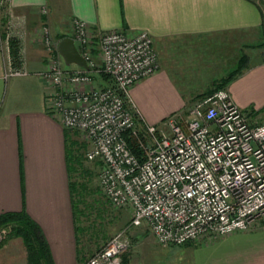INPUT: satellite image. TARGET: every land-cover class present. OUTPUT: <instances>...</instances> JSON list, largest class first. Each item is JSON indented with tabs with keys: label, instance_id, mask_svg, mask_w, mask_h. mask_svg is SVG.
<instances>
[{
	"label": "built area",
	"instance_id": "1",
	"mask_svg": "<svg viewBox=\"0 0 264 264\" xmlns=\"http://www.w3.org/2000/svg\"><path fill=\"white\" fill-rule=\"evenodd\" d=\"M14 18L8 14L3 26L7 52ZM65 37L74 40L88 69H64L57 41L43 26L47 66L39 76L50 89L48 109L85 144L83 161L96 165L107 204L130 213L129 223L79 264H119L130 247V228L145 227L162 246H181L264 223V121H252L226 88H217L193 102L184 122L174 115L159 126L139 124L129 93L157 71L151 35L94 30L73 17ZM19 55L18 67L7 56L8 74H27ZM101 73L107 81L97 77Z\"/></svg>",
	"mask_w": 264,
	"mask_h": 264
},
{
	"label": "crops",
	"instance_id": "2",
	"mask_svg": "<svg viewBox=\"0 0 264 264\" xmlns=\"http://www.w3.org/2000/svg\"><path fill=\"white\" fill-rule=\"evenodd\" d=\"M6 8L15 16L11 38L17 40L27 74H8L11 48L9 44L7 52L2 45L8 17L4 20L1 11L0 214L24 211L41 229L54 264H78L67 160V139L76 141V136L48 109L50 89L39 76L47 66L40 42L42 27L58 41L68 35L69 21L75 17L94 30L146 31L162 48L192 40H221L228 45L264 37V0H8ZM238 50L250 62L228 90L242 109H257L264 105V60L255 52ZM138 87L150 95L169 89L171 99L182 105L168 71L161 66L131 87L134 103ZM18 244L11 239L0 250ZM181 248L170 245L162 251L172 252L173 264H264V223Z\"/></svg>",
	"mask_w": 264,
	"mask_h": 264
},
{
	"label": "rangeland",
	"instance_id": "3",
	"mask_svg": "<svg viewBox=\"0 0 264 264\" xmlns=\"http://www.w3.org/2000/svg\"><path fill=\"white\" fill-rule=\"evenodd\" d=\"M153 47L158 56L157 71L160 66L168 71L169 78L181 96L182 105L179 107L174 99H171L169 89L166 92L157 90L154 95H150L143 87H138L134 95L136 103L133 100V105L129 103V108L139 124H145L144 121H147V124L159 126L174 115L182 121L189 119L187 112L193 102L207 91L213 90L219 80L224 79L235 68L240 53H243L238 49L243 48L249 54L255 52L264 60L263 36L255 41L247 39L242 43L228 45L221 40L184 41L173 44L171 48H162V45L156 44L153 40ZM62 67L68 70L80 68L74 64L65 65L63 61ZM247 68L248 66L244 68L242 74ZM229 85L226 87L227 90ZM243 110L250 115L252 121L256 123L264 121V105L257 109ZM140 114L144 121L140 120ZM75 139L79 144H84L77 137ZM85 148L80 147L75 151L74 155L81 159L76 158L77 170L71 174L72 182L78 185L79 198L76 196V199L81 202L78 205L81 212L78 217L79 237L77 239L76 236V239L79 241L77 251L79 249V258H82V261L99 249L110 236L123 229L130 218L127 209H115L105 201L97 186L96 165L86 163L82 159ZM88 172L89 175H86ZM2 229L4 237L0 248L11 239H17L19 244L13 245L11 249L0 250V264H27V252L22 239L10 236V227H1L0 230ZM128 238L130 247L120 255L119 264H173L172 252L165 254L162 248L166 246L157 243L145 227L130 228Z\"/></svg>",
	"mask_w": 264,
	"mask_h": 264
},
{
	"label": "trees",
	"instance_id": "4",
	"mask_svg": "<svg viewBox=\"0 0 264 264\" xmlns=\"http://www.w3.org/2000/svg\"><path fill=\"white\" fill-rule=\"evenodd\" d=\"M6 7H7V3L0 5V13L1 11L4 12L3 13L5 16L4 20L5 18L8 17V14H9ZM63 37L64 36L61 35L60 39ZM9 44L11 48L10 52H11L12 64L14 67L15 66L17 67L19 65V56H20L19 55L20 50L18 48L17 40H15L14 38H11L9 40ZM248 61H249V57L245 53H240V56L238 57L236 61L235 68L231 70L224 79H220L217 86H214V89L226 88L234 79H236L240 74H242L244 68L248 66ZM99 75L103 81H107L108 77L106 76V74L101 73ZM213 90H209L205 94H208L212 92ZM67 132L70 133L69 131ZM124 137L131 151L133 153H138L139 151L137 149L134 139L129 137L128 134H125ZM67 140H68L67 160H68L69 171L71 175L73 172L77 170L75 166L76 158L77 160H79L80 158L74 155V153L77 150V148L84 147L85 145L82 144L81 142H80L81 144H79L78 141H74L70 139V137H68ZM82 159H83V156H82ZM86 175H89V172L86 173ZM70 187H71V195H72V202H73L75 230H76V236L78 239L79 237L78 236L79 235L78 217H79V213L81 214V212H79L78 205L81 202L80 201L78 202L76 199V196L79 198V194L77 193L78 185L76 186V183L71 182ZM83 188L84 187L82 186L81 189ZM1 227H10V236L20 237L22 239V242L27 252V264H54L52 261L50 250L48 248V244L44 238V235L41 229L24 211L4 212L0 214V228ZM77 239L76 241L78 244L79 241ZM77 254L79 258V249L77 251ZM79 259H82V258H79Z\"/></svg>",
	"mask_w": 264,
	"mask_h": 264
},
{
	"label": "water",
	"instance_id": "5",
	"mask_svg": "<svg viewBox=\"0 0 264 264\" xmlns=\"http://www.w3.org/2000/svg\"><path fill=\"white\" fill-rule=\"evenodd\" d=\"M56 47L57 52L65 65L74 64L84 70L88 69L86 62L76 48L73 39L70 37H63L57 41Z\"/></svg>",
	"mask_w": 264,
	"mask_h": 264
}]
</instances>
